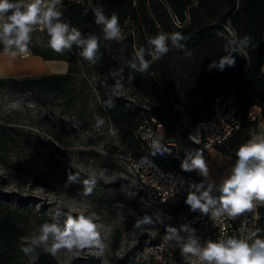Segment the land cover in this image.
Returning a JSON list of instances; mask_svg holds the SVG:
<instances>
[{"label":"trees","instance_id":"1","mask_svg":"<svg viewBox=\"0 0 264 264\" xmlns=\"http://www.w3.org/2000/svg\"><path fill=\"white\" fill-rule=\"evenodd\" d=\"M88 3L89 0H63L62 20L78 28L85 37L93 34L100 38L99 62L89 65L79 56L80 49L75 46L71 52L60 55L48 45L32 39L29 53L45 61L67 62L66 72L24 78L2 77L0 98L5 92H12L41 93L63 99L64 110L82 120L95 123L97 115L103 117L107 130L108 127L115 130L123 150L136 159H145L150 153L138 136V129L143 124L155 119L163 125L166 140L176 142L181 151L189 146L194 148L187 139L188 134L194 131L198 121L208 117L213 95L234 85L242 112V127L216 150L236 158L239 146L258 129V121L248 116L250 109L259 107L264 117V0H92L93 5L103 7L106 15H118L125 37L120 42L103 39L101 27L95 24L91 10L85 15ZM233 31L240 37H252L247 55L234 54V67L209 71L211 61L225 54L224 45ZM161 32H181L191 56L169 45L170 51L162 59L152 61L146 73L134 72L127 67L121 57L131 59L135 49L147 47L148 38ZM146 59L151 61V57L146 56ZM92 74L106 84L112 81L125 84L137 102L129 106L127 101L112 102V107H106L110 100L104 98L100 103L90 104L89 94L84 88L80 90L79 85L86 84ZM38 136L35 130L17 122L15 117L1 118L0 165L8 170L19 165L17 154L31 147ZM41 139L43 143L48 141L44 136ZM185 199L172 206L170 218L165 223L156 225V238L174 221L177 213H200L191 210ZM257 212L259 226L264 230V208ZM29 217L37 225L52 222L46 214H34L20 198L11 199L0 192V264L25 261L21 245L28 235Z\"/></svg>","mask_w":264,"mask_h":264},{"label":"clouds","instance_id":"2","mask_svg":"<svg viewBox=\"0 0 264 264\" xmlns=\"http://www.w3.org/2000/svg\"><path fill=\"white\" fill-rule=\"evenodd\" d=\"M63 0H0V45L3 46V55L13 59L27 56L32 43V33L39 29L46 32L48 47L55 53L63 55L71 52L75 46L80 49L79 56L89 65H95L101 58L100 38L90 34L84 36L81 31L62 20L61 5ZM91 10L96 25L101 27L105 41H122V31L119 17L116 13L111 16L105 14L101 5H93L89 0L85 15ZM185 36L181 32H161L149 37L147 47L134 50L131 59H121L134 72L146 73L152 61L162 59L169 51L170 46L185 51L187 56L191 52L186 50ZM252 46V37H240L233 31L224 45V55L212 60L208 65L209 71L213 68L223 71L226 67H234V54L246 56ZM120 51L123 53L124 49ZM151 57V61L146 59ZM119 87V81L116 82ZM106 107H112L111 101ZM105 119L99 115L95 117V127L101 128ZM156 151L163 154L159 144L154 145ZM236 160L230 173L219 184L207 182L209 172L202 151L186 149L180 167L183 171H196L204 179L199 183L189 185L185 203L191 210H199L204 215L213 218L227 217L236 219L245 212H254L259 205H264V132L250 134V139L241 144L236 150ZM104 176V171L81 179L78 173H70L69 184H82L81 195L88 197L92 194L98 178ZM53 221L45 222L28 237L23 238L21 251L30 257L43 249L46 253L55 255L60 250H83L95 247L101 252L104 245L100 239L97 224L87 215H72L56 207L52 210ZM64 217L63 224L60 218ZM150 217L138 220L135 227L151 224ZM264 230L257 229L248 239L229 236L218 240H206L203 243L197 235V230L190 224H181L178 228H167L168 241L179 249L184 264H264Z\"/></svg>","mask_w":264,"mask_h":264},{"label":"rangeland","instance_id":"3","mask_svg":"<svg viewBox=\"0 0 264 264\" xmlns=\"http://www.w3.org/2000/svg\"><path fill=\"white\" fill-rule=\"evenodd\" d=\"M36 43L48 45L47 35L39 30L32 33ZM59 61H45L29 53L15 59L0 52V78L35 77L62 72ZM68 66V64H67ZM67 69L64 70L66 72ZM89 94L94 105L104 98L115 104L124 101L136 103L125 84H106L92 74L88 82L79 85ZM63 99L41 93L5 92L0 98V119L17 118V122L35 130L39 136L27 148L17 154L20 164L13 169L0 165V192L21 202L36 215L46 214L53 221L56 207L72 215L84 214L97 224L100 239L106 245L103 252L92 247L83 250H60L55 255L39 249L22 264H122L128 254L146 242L156 239V225L165 223L168 213L154 211L137 200L126 178L125 168L118 161L115 130L80 119L64 110ZM17 111V115L14 112ZM46 137L43 143L41 137ZM17 152V151H16ZM95 153L96 155H93ZM104 171L88 197H83L82 184L67 182L70 173H78L81 179ZM150 217L152 223L135 227L138 220ZM30 218V217H29ZM64 217L60 218L63 224ZM30 233L37 229L34 219H29ZM24 240L22 241V244Z\"/></svg>","mask_w":264,"mask_h":264},{"label":"built area","instance_id":"4","mask_svg":"<svg viewBox=\"0 0 264 264\" xmlns=\"http://www.w3.org/2000/svg\"><path fill=\"white\" fill-rule=\"evenodd\" d=\"M248 116L251 120H256L251 111ZM241 127L242 112L235 86L232 85L228 90L213 95L208 117L198 121L194 131L187 136L194 148L189 146L186 149H199L207 160L212 150L227 142ZM164 131L163 125L155 119H151V123H145L138 129V136L150 153L148 158L136 159L122 149L117 151L118 161L125 168L127 182L139 203L154 211L169 214L172 206L186 198L189 185L199 183L204 178L196 171L186 172L181 169L180 164L185 151H181L176 142L166 140ZM156 144L160 145L162 151L165 149L167 151H163V154L157 152L154 147ZM181 224H190L194 227L202 243L229 236L248 239L252 232L261 229L256 211L245 212L234 220L181 211L155 240L133 250L122 264H184L179 249L166 239L167 228L169 226L178 228ZM261 235H264V232Z\"/></svg>","mask_w":264,"mask_h":264},{"label":"crops","instance_id":"5","mask_svg":"<svg viewBox=\"0 0 264 264\" xmlns=\"http://www.w3.org/2000/svg\"><path fill=\"white\" fill-rule=\"evenodd\" d=\"M58 65L64 70L68 67L67 62L65 61H59ZM64 70H62L61 73H65ZM262 71H264V68H262ZM58 73L61 74L60 72ZM250 111L254 118H256V120L258 121V129L256 133L264 132V117L261 116L260 108L257 106H253ZM235 160L236 158L224 155L216 149L212 150L209 154L208 159L205 160L209 172L208 180L206 182H215L216 184H219V182L230 173L231 167L233 166ZM259 208H264V205H259L255 209V211L257 212Z\"/></svg>","mask_w":264,"mask_h":264}]
</instances>
